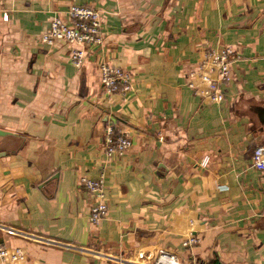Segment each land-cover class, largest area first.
Masks as SVG:
<instances>
[{"label": "crops", "instance_id": "1", "mask_svg": "<svg viewBox=\"0 0 264 264\" xmlns=\"http://www.w3.org/2000/svg\"><path fill=\"white\" fill-rule=\"evenodd\" d=\"M73 4L101 11L104 36L80 68L67 43L40 41ZM226 45L241 58L213 102L187 74ZM102 63L133 89L107 95ZM108 121L130 133L123 156L104 154ZM0 129V242L26 254L0 264H138L160 248L181 264H264V172L251 164L264 143V0H0ZM101 171L109 212L95 226L79 178ZM190 232L201 242L185 248Z\"/></svg>", "mask_w": 264, "mask_h": 264}, {"label": "built area", "instance_id": "2", "mask_svg": "<svg viewBox=\"0 0 264 264\" xmlns=\"http://www.w3.org/2000/svg\"><path fill=\"white\" fill-rule=\"evenodd\" d=\"M4 17L6 19L7 14ZM40 41L47 45H53L57 41L67 43L70 46L71 64L80 68L88 50L103 44L101 11L90 6L70 5L66 11V19L58 15L53 16L49 28L41 36ZM240 58L238 50L231 46L209 49L203 60L188 72L187 86L210 101H223L225 88L232 80L231 65ZM99 79L101 88L107 95L126 94L133 89L131 73L109 63H102L99 66ZM196 80L200 81L202 88L197 87ZM103 146L104 154L108 159L123 156L131 146L129 131L115 121H108L103 129ZM207 162L208 156H204L200 164L204 167ZM251 164L255 169L264 172V143L254 148ZM79 183L92 196L89 220L96 226L108 216L109 212L104 171H101L97 178L81 176ZM200 242V237L190 232L183 239L182 246L191 248ZM150 258L151 261L148 262ZM24 260H26V254L21 247L10 248L0 242V262ZM139 260L141 262L138 264H181L178 256L165 248L158 249L154 254L141 253Z\"/></svg>", "mask_w": 264, "mask_h": 264}, {"label": "water", "instance_id": "3", "mask_svg": "<svg viewBox=\"0 0 264 264\" xmlns=\"http://www.w3.org/2000/svg\"><path fill=\"white\" fill-rule=\"evenodd\" d=\"M6 135H9V133L7 131H4V130H1L0 129V136H6ZM212 264H219L217 261H213Z\"/></svg>", "mask_w": 264, "mask_h": 264}]
</instances>
